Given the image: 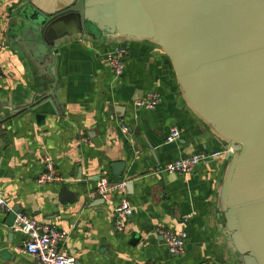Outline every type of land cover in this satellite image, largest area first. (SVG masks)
I'll return each instance as SVG.
<instances>
[{
  "label": "crops",
  "instance_id": "1",
  "mask_svg": "<svg viewBox=\"0 0 264 264\" xmlns=\"http://www.w3.org/2000/svg\"><path fill=\"white\" fill-rule=\"evenodd\" d=\"M73 1L0 0V198L10 208L0 205V264H39L18 250L26 236L7 224L16 208L67 231L65 248L81 264H238L217 209L225 157L200 163L190 175L156 172L223 149L185 105L160 47L126 43L127 66L118 78L107 61L117 44L59 23L43 40L28 30L33 7L55 13ZM53 73L57 99L34 105ZM149 92L163 102L155 110L137 108L135 101ZM174 126L181 136L168 143ZM46 157L63 182L38 183ZM104 176L126 188L108 199L94 197ZM65 186L72 196L62 201ZM123 197L134 214L118 231ZM158 227L186 231V252L171 254Z\"/></svg>",
  "mask_w": 264,
  "mask_h": 264
},
{
  "label": "water",
  "instance_id": "2",
  "mask_svg": "<svg viewBox=\"0 0 264 264\" xmlns=\"http://www.w3.org/2000/svg\"><path fill=\"white\" fill-rule=\"evenodd\" d=\"M27 19L39 40L59 23L105 43L160 47L185 105L233 149L217 191L230 250L238 264H264V0H74L55 13L33 7ZM53 77L34 105L57 99ZM61 196H72L67 186Z\"/></svg>",
  "mask_w": 264,
  "mask_h": 264
},
{
  "label": "built area",
  "instance_id": "3",
  "mask_svg": "<svg viewBox=\"0 0 264 264\" xmlns=\"http://www.w3.org/2000/svg\"><path fill=\"white\" fill-rule=\"evenodd\" d=\"M2 43L0 41V49ZM129 51L123 45H118L107 55V61L116 77L120 78L126 69ZM163 102V98L158 92H149L141 99L135 101L137 108L155 110ZM181 136L179 127L174 126L170 130L166 141L168 143L176 142ZM233 151L227 147L217 151H205L194 154L177 161L167 163L156 170L157 173H170L190 175L195 172L200 163L217 157H225L228 152ZM46 171L38 177V183H61L64 177L57 169L55 162L51 157L45 159ZM126 188V182L111 181L107 176L101 178L97 189L94 191V197L104 199L110 198L115 192ZM0 205L10 209L5 201L0 198ZM134 214V207L131 201L123 197L116 207V227L118 231L125 229L127 221ZM16 232L23 233L26 238L23 244L18 247L21 253L34 257L39 264H77L76 257L69 254L65 245L68 239V233L49 223L41 222L27 212L19 211L16 221L13 225ZM157 231L163 237L165 245L173 255H182L186 252L188 233L186 231H174L167 227H158Z\"/></svg>",
  "mask_w": 264,
  "mask_h": 264
}]
</instances>
